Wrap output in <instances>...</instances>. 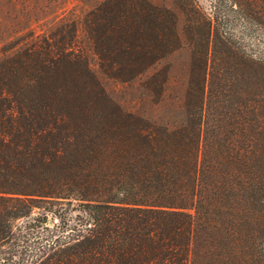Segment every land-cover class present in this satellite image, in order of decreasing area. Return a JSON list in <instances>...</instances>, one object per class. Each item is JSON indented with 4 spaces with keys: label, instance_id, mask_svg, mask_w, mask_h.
I'll return each mask as SVG.
<instances>
[{
    "label": "trees",
    "instance_id": "trees-1",
    "mask_svg": "<svg viewBox=\"0 0 264 264\" xmlns=\"http://www.w3.org/2000/svg\"><path fill=\"white\" fill-rule=\"evenodd\" d=\"M171 2L103 0L81 24L151 115L108 94L75 20L3 45L0 264H264V60ZM180 49L176 81L157 65Z\"/></svg>",
    "mask_w": 264,
    "mask_h": 264
},
{
    "label": "rangeland",
    "instance_id": "rangeland-1",
    "mask_svg": "<svg viewBox=\"0 0 264 264\" xmlns=\"http://www.w3.org/2000/svg\"><path fill=\"white\" fill-rule=\"evenodd\" d=\"M103 0H0V57L3 45L22 43L30 34H41L45 29L66 17L79 24V37L87 52L93 71L100 78L108 94L125 110L151 115L153 107L144 98L139 82L122 83L104 76L98 67V58L81 27L85 14ZM156 4L172 6L171 0H152ZM195 4L212 21L214 39L229 43L238 62L264 60L263 0H194ZM182 27V25L180 26ZM30 33V32H29ZM217 39V40H218ZM220 48L225 49L224 43ZM190 62L187 49L163 58L158 69L170 68L172 80H184ZM154 72L150 70L149 73Z\"/></svg>",
    "mask_w": 264,
    "mask_h": 264
}]
</instances>
